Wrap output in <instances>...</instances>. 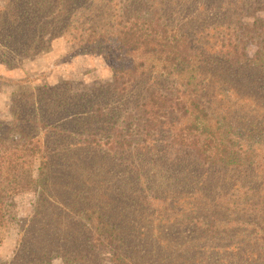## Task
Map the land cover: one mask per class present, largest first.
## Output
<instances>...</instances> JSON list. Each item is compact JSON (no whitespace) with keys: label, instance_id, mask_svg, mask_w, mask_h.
I'll return each instance as SVG.
<instances>
[{"label":"trees","instance_id":"1","mask_svg":"<svg viewBox=\"0 0 264 264\" xmlns=\"http://www.w3.org/2000/svg\"><path fill=\"white\" fill-rule=\"evenodd\" d=\"M191 1L4 0L1 64L64 38L112 79L10 83L0 227L6 195L37 204L0 264H264V0ZM179 227L178 244L161 233ZM236 227L246 243H228Z\"/></svg>","mask_w":264,"mask_h":264},{"label":"rangeland","instance_id":"2","mask_svg":"<svg viewBox=\"0 0 264 264\" xmlns=\"http://www.w3.org/2000/svg\"><path fill=\"white\" fill-rule=\"evenodd\" d=\"M230 1L233 4L237 2L240 4L246 3V0ZM203 3L204 0H193L189 3V6L202 5ZM3 5L4 0H0V6ZM234 8L235 6L231 7V9ZM210 10L209 6L206 7V11L208 12L216 11L215 9ZM257 15L260 18H264V12ZM222 20V17L217 16L212 25L216 27L222 24ZM242 22L247 24L252 23L253 18H244ZM191 25L197 30L202 24L193 22ZM222 30L220 29V31ZM253 50L254 48L249 50V55L253 54ZM25 79H40L35 85L39 87H42L45 83L55 86L59 82L64 81L92 87L96 84L111 82L112 72L103 58L95 55H76L69 48L64 38H50L47 40L41 53L28 59L18 60L15 63V68L0 63V121L10 119L9 104L15 99V93L18 92V87L10 83ZM4 202L8 225L0 227V262L11 260L19 248L25 226L36 213L34 211L37 204V196L33 192L21 193L14 196L6 195ZM179 228L178 230L174 228L169 231L161 228V233L170 242L174 241V243L178 244L180 240H185V238L192 235L190 228ZM153 230L154 226L149 228L148 233H151ZM244 231H246V228L236 227L235 232L230 235L232 241H228V243L238 244L241 241L246 243V232ZM224 242L218 240L217 244H223ZM110 257L108 251L102 250L99 256L94 258V262L95 264H112ZM54 264L61 263L56 261Z\"/></svg>","mask_w":264,"mask_h":264}]
</instances>
